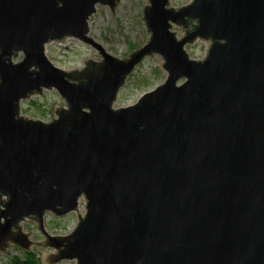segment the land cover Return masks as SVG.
Wrapping results in <instances>:
<instances>
[{
  "label": "water",
  "instance_id": "water-1",
  "mask_svg": "<svg viewBox=\"0 0 264 264\" xmlns=\"http://www.w3.org/2000/svg\"><path fill=\"white\" fill-rule=\"evenodd\" d=\"M119 1L0 0V251L29 250L19 226L32 218L54 264H264V0H149V41L124 60L88 28L97 5ZM68 37L102 61L53 65L46 46ZM198 39L211 46L193 60ZM155 54L166 81L113 108ZM45 90L67 108L23 117L21 102ZM47 213L77 224L51 236Z\"/></svg>",
  "mask_w": 264,
  "mask_h": 264
},
{
  "label": "rangeland",
  "instance_id": "rangeland-1",
  "mask_svg": "<svg viewBox=\"0 0 264 264\" xmlns=\"http://www.w3.org/2000/svg\"><path fill=\"white\" fill-rule=\"evenodd\" d=\"M192 0H169L172 8L178 9L189 4ZM149 0H120L114 7V12L109 6L97 5L94 14L89 18V36L100 43L105 50L118 59H126L134 51L143 47L150 38V32L144 21V8ZM172 31L177 38L186 36V26L173 25ZM211 43L204 40H196L186 45L185 50L193 60H202L206 56ZM45 55L50 62L63 70H75L85 67V61H98L99 54L92 47L85 45L75 38H65L46 46ZM22 54L15 58V62L21 61ZM160 55H152L145 58L127 77L125 84L119 90L113 108L118 109L136 103L146 92L153 90L166 81L168 74L162 63ZM67 108L66 101L55 90L43 91L33 95L29 100L21 102V115L25 118L51 122L56 118V108ZM79 208L84 213V201L80 200ZM45 229L51 236H63L70 233L77 224L75 213L64 217H56L48 213L44 220ZM24 230L32 233L31 240H42L38 225L34 220H28L24 224ZM33 252L39 257L49 252V249L34 247ZM24 252L19 249H11L6 254H0V263L6 264L11 258L24 257ZM40 261V260H39ZM59 264H73L63 261Z\"/></svg>",
  "mask_w": 264,
  "mask_h": 264
},
{
  "label": "flooded vegetation",
  "instance_id": "flooded-vegetation-1",
  "mask_svg": "<svg viewBox=\"0 0 264 264\" xmlns=\"http://www.w3.org/2000/svg\"><path fill=\"white\" fill-rule=\"evenodd\" d=\"M102 61V58L100 57V59L98 60V61H96V62H101ZM7 202V199H5V198H1L0 199V209L1 210H4L3 209V207H2V203L3 204H5ZM48 214V213H47ZM46 214V215H47ZM28 220H33L32 218H28V219H25L23 222H21L20 223V230L24 233V234H27L28 236V240L29 241H31L32 242V245L29 247V250L27 251V250H23V249H21L19 246H17V245H15V244H13V243H9V245H8V247L2 252V251H0V254L1 255H4V254H6L8 251H10L11 249H19V250H22L24 253H30V252H33V248L34 247H42V248H45V249H49V248H47V247H45L44 246V244H45V241H46V239H45V236L41 233V236H42V240H38V241H35V240H31V236H32V233L30 232H26L25 230H24V224L28 221ZM39 230V229H38ZM69 234V233H68ZM67 234V235H68ZM63 236H65V235H63ZM53 253L55 254V252H53V250H51V249H49V254H47L46 256H45V254H42L40 257H39V262H40V264H54L53 262H52V258H53ZM46 258V259H45ZM45 260H47V262L45 261ZM1 264V263H0Z\"/></svg>",
  "mask_w": 264,
  "mask_h": 264
},
{
  "label": "trees",
  "instance_id": "trees-1",
  "mask_svg": "<svg viewBox=\"0 0 264 264\" xmlns=\"http://www.w3.org/2000/svg\"><path fill=\"white\" fill-rule=\"evenodd\" d=\"M6 264H40L38 257L34 252L25 253L24 257H13Z\"/></svg>",
  "mask_w": 264,
  "mask_h": 264
},
{
  "label": "built area",
  "instance_id": "built-area-1",
  "mask_svg": "<svg viewBox=\"0 0 264 264\" xmlns=\"http://www.w3.org/2000/svg\"><path fill=\"white\" fill-rule=\"evenodd\" d=\"M80 204H81V202H80ZM79 204V205H80ZM85 210V209H84ZM78 212H79V214H81V215H84V213H85V211H84V213H81V209L80 208H78ZM76 217H77V215H76Z\"/></svg>",
  "mask_w": 264,
  "mask_h": 264
}]
</instances>
